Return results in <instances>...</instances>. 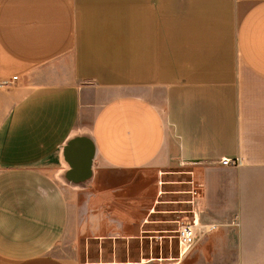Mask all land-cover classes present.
Instances as JSON below:
<instances>
[{"label": "crops", "instance_id": "obj_1", "mask_svg": "<svg viewBox=\"0 0 264 264\" xmlns=\"http://www.w3.org/2000/svg\"><path fill=\"white\" fill-rule=\"evenodd\" d=\"M180 168L264 264V0H0V264H180L80 254L158 245Z\"/></svg>", "mask_w": 264, "mask_h": 264}, {"label": "rangeland", "instance_id": "obj_2", "mask_svg": "<svg viewBox=\"0 0 264 264\" xmlns=\"http://www.w3.org/2000/svg\"><path fill=\"white\" fill-rule=\"evenodd\" d=\"M187 175L188 172L182 168L162 172V194L159 197L160 202L155 217L165 221L161 226L151 227L152 231L159 234L158 245L149 246L144 242L141 247L138 242L131 240L128 245L124 243L125 241L116 242L115 244L104 242L99 248L91 242L86 245L81 243V259H94L101 256L104 258L136 259L143 255L162 259L163 262L181 258L180 264H239L233 244L226 246L223 237L216 239V233L226 228V226H233V219L227 223L226 221H220L221 223H203L199 221L201 224H206L205 228L209 227L207 225H212V228L198 238L187 252L183 255L179 254L176 237L178 222L183 219L191 220L193 216L189 201L186 198L189 196L191 188ZM169 212H172V214H167Z\"/></svg>", "mask_w": 264, "mask_h": 264}, {"label": "built area", "instance_id": "obj_3", "mask_svg": "<svg viewBox=\"0 0 264 264\" xmlns=\"http://www.w3.org/2000/svg\"><path fill=\"white\" fill-rule=\"evenodd\" d=\"M12 79H16V76H13ZM220 163L223 165L232 164L233 161L229 158H222ZM237 163V161H236ZM201 224L193 215L191 220H181L178 222L176 228V237L178 241L179 254L183 255L187 252L191 246L200 238L205 232L209 231L212 228V225Z\"/></svg>", "mask_w": 264, "mask_h": 264}]
</instances>
